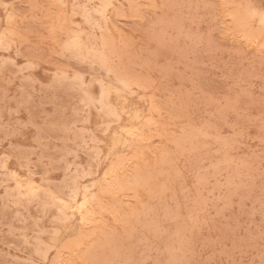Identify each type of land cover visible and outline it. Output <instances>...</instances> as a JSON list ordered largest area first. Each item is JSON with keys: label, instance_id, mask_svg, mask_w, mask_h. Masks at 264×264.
<instances>
[{"label": "rangeland", "instance_id": "1", "mask_svg": "<svg viewBox=\"0 0 264 264\" xmlns=\"http://www.w3.org/2000/svg\"><path fill=\"white\" fill-rule=\"evenodd\" d=\"M99 1L0 0V264H264V0Z\"/></svg>", "mask_w": 264, "mask_h": 264}, {"label": "bare ground", "instance_id": "2", "mask_svg": "<svg viewBox=\"0 0 264 264\" xmlns=\"http://www.w3.org/2000/svg\"><path fill=\"white\" fill-rule=\"evenodd\" d=\"M105 1H107V0H105ZM105 1H104V2H105ZM98 2H100V1L98 0ZM101 2H102V1H101ZM107 2H109V1H107ZM104 4H105V3H104ZM98 5L101 7L102 4H98ZM98 5H96V6H98ZM106 6H108V5H106ZM86 7H87V6H86ZM100 7H99V8H100ZM88 8H89V7H88ZM94 8H96V7H94ZM105 8H106V7H105ZM129 8H130V7H129ZM83 9H84V8H83ZM103 9H104V8H103ZM89 10H90V9H89ZM84 11H85V10H84ZM87 11H88V10H87ZM93 11H94V10H93ZM80 12H81V11H80ZM102 12H103V10H102ZM104 12H105V11H104ZM254 12H255V11H254ZM82 13L84 14V12H82ZM82 13H81V14H82ZM88 14L91 15L89 12H88ZM88 14H87V15H88ZM92 15H93V14H92ZM263 15H264V14H263ZM82 17H83V16H82ZM84 17H85V15H84ZM89 17H91V16H89ZM92 17H93V16H92ZM261 17H262V16H261ZM90 19H91V18H90ZM259 20H261V18H260ZM96 21H97V20H96ZM96 21L94 20V23H95V24H96ZM98 25H99V24H98ZM79 32H80V31H79ZM79 32L77 31V34H78ZM75 34H76V32H75ZM77 34H76V36H77ZM72 37H73V36H72ZM79 37H80V36H79ZM79 37H76V38H77L76 40H78ZM74 38H75V36H74ZM80 39H81V38H80ZM0 40H1V39H0ZM71 40L73 41V38H71L70 41H71ZM72 41H71V42H72ZM71 42H68V43L71 44ZM1 43H2V42H1ZM7 43H8V42H6L5 44H7ZM68 43H67V44H68ZM8 44H9V43H8ZM8 44H7V45H8ZM77 44H79L78 41H77ZM67 46H69V45H67ZM74 46L76 47V45H74ZM79 46H80V45H79ZM77 47H78V46H77ZM73 48H74V47H73ZM73 48H72V49H73ZM70 49H71V48H70ZM75 49H76V48H74V50H75ZM79 49H80V48H79ZM76 50H77V49H76ZM80 50H81V49H80ZM260 61H261V60H260ZM263 61H264V60H263ZM260 63H261V62H260ZM263 63H264V62H263ZM258 64H259V63H258ZM261 66H262V65H261ZM125 86H126V85H125ZM126 87H127V86H126ZM113 89H114V88H113ZM120 89H121V88H120ZM114 90H116V88H115ZM117 91H118V90H117ZM119 91H120V90H119ZM106 92H108V91H106ZM99 93H100V94L102 93V90H101V89H100V92H99ZM100 94H99V95H100ZM101 96H103V95L101 94L100 97H99V99H101ZM116 98H117V97H116ZM104 107H105V106H104ZM113 108H114V107H113ZM114 110H115V109H114ZM121 110H122V109H121ZM109 111H110V110H109ZM110 112H111V111H110ZM133 112H134V111H133ZM136 113H137V112H135V114H136ZM126 114H127V113H126ZM68 115H69V114H68ZM71 115H72V114H71ZM71 115H70V116H71ZM58 116H59V115H58ZM58 116H57V117H58ZM61 117H62V116H61ZM49 119H50V118H49ZM49 119H48V120H49ZM62 119H64V118H62ZM62 119H61V120H62ZM72 119H73V118H72ZM54 120H55V119H54ZM54 120H53V122H48V121H47V122H48V123H54ZM114 120H115V119H114ZM114 120H113V121H114ZM109 121L111 122V120H109ZM113 121H112V122H113ZM116 121H117V120H116ZM47 122H46V123H47ZM57 122H58V121H57ZM60 122H62V121H60ZM64 122H65V121H64ZM103 122H105V121L103 120ZM107 122H108V121H107ZM114 122H115V121H114ZM42 124H43V123H42ZM44 124H45V123H44ZM64 124H65V123H64ZM38 125H39V124H38ZM57 125H58V124H57ZM60 125H61V124H60ZM60 125H58V126H60ZM44 126H45V125H44ZM40 127H41V126H40ZM98 127H99V126H98ZM102 127H103V126H102ZM119 128H120V127H119ZM124 128H125V127H124ZM124 128H122V129H124ZM102 129H103V128H102ZM41 130H42V129H41ZM129 130H131V128H130ZM46 131H47V128H46ZM55 131H56V130H55ZM100 131H102V130H100ZM100 131H99V132H100ZM127 131H128V130H127ZM38 132H39V130H38ZM42 132H44V131H42ZM48 132H49V131H48ZM50 132L52 133V130H51ZM53 132H54V131H53ZM56 132H57V131H56ZM56 132H55V133H56ZM58 132H59V130H58ZM61 132H62V131H60L59 134H61ZM73 132H74V130H73ZM75 132H77V131H75ZM129 132H130V131H129ZM62 133H63V132H62ZM126 133H127V132H126ZM43 134H44V133H43ZM48 134H49V133H48ZM52 134H53V133H52ZM81 134H83V133H81ZM128 134H129V133H128ZM33 135H34V134H33ZM39 135H41V134H39ZM66 135H67V134H66ZM129 135H130V134H129ZM5 136H6V135H5ZM36 136L38 137V135H36V134H35V136H33V137H36ZM50 136H51V135H50ZM56 136H57V135H56ZM72 136H73V135H72ZM74 136H75V134H74ZM78 136H79V134H78ZM31 137H32V136H31ZM33 137H32V139H33ZM61 137H62V136H61ZM66 137H67V136H66ZM76 137H77V136H76ZM47 138H48V137H47ZM54 138H57V137H54ZM74 138H75V137H74ZM87 138H88V137H87ZM32 139H31V141H32ZM41 139H42V138H41ZM62 139H64V138H62ZM76 139H77V138H76ZM76 139H75V141H76ZM123 139H124V138H123ZM34 140H35V139H34ZM34 140H33V141H34ZM36 140H38V138H37ZM36 140H35V143H36ZM54 140H55V139H54ZM58 140H59V139H58ZM73 140H74V139H73ZM125 140H126V139H125ZM62 141H63V140H62ZM77 141H78V140H77ZM77 141H76V142H77ZM81 141H82V140H81ZM97 141H98V140H97ZM113 141H114V140H113ZM126 141H127V140H126ZM60 142H61V141H60ZM116 142H117V141H116ZM80 143H81V142H80ZM80 143H79V146H80ZM96 143H97V142H96ZM60 144H61V143H60ZM75 144H76V143H75ZM113 144H114V143H113ZM60 146H61V145H60ZM73 146H74V145H73ZM71 147H72V146H71ZM40 148H41V147H39V149H40ZM54 148H55V147H54ZM56 148H57V147H56ZM58 148H59V147H58ZM74 148H76V147L74 146ZM42 149H43V148H42ZM51 150H53V149H51ZM71 150H72V149H71ZM75 150H76V149H75ZM75 150H74V151H75ZM38 151H39V150H38ZM40 151H41V149H40ZM43 151H44V150H43ZM43 151H42V152H43ZM49 151H50V150H49ZM68 151H69V150H67V152H68ZM42 152L39 153V155L42 154ZM67 152H66V153H67ZM85 152H86V151H85ZM30 153H31V152H30ZM30 153H29V154H30ZM45 153H46V152H44L43 154L45 155ZM86 153H87V155H88V154H91V153H88V152H86ZM31 154H32V153H31ZM33 154H34V153H33ZM47 154H48V151H47ZM91 155H93V154H91ZM26 156H28V155H26ZM46 156H48V155H46ZM46 156H45V157H46ZM52 156H53V155H52ZM85 156H86V155H85ZM88 156H90V155H88ZM50 157H51V156H50ZM59 157H60V156H59ZM65 157H66V154H65ZM73 157H74V156H73ZM105 157H106V156H105ZM46 158H47V157H46ZM51 158H53V157H51ZM71 158H72V157H71ZM91 158H92V156H91ZM54 159H55V157H54ZM66 159H68V158H66ZM72 159H73V158H72ZM89 159H90V158H89ZM1 160H2V158H1ZM4 160H5V159H4ZM4 160H3V161H4ZM51 160H53V159H51ZM87 160H88V159H87ZM90 160H92V159H90ZM90 160H89V161H90ZM3 161H2V163H3ZM61 162H62V161H61ZM87 162H88V161H87ZM63 163H64V162H63ZM93 163H94V165H95V162H92L91 164L93 165ZM4 164H5V163H4ZM50 164H51V163H50ZM32 165H33V164H32ZM53 165H54V164H53ZM53 165H51V166H53ZM55 165H57V164H55ZM66 166H67V165H66ZM50 168H51V167H50ZM65 168H66V167H65ZM53 169H54V168H53ZM74 171H75V170H74ZM27 174H28V172H27ZM29 174H30V173H29ZM29 174H28V175H29ZM106 174H107V173H106ZM9 176H13V175H9ZM14 176H15V174H14ZM104 176H105V174H104ZM12 178H14V177H12ZM21 178H22V177H21ZM23 178H24V177H23ZM104 178H105V177H103V179H104ZM28 181H29V180H28ZM117 181H118V180H117ZM29 183H30V182H29ZM21 184H22V183H21ZM21 184H19V185H21ZM116 184L118 185L117 182H116ZM19 185H18V186H19ZM26 185H28V184H26ZM31 185H32V186H31ZM24 186H25V185H24ZM24 186H23V187H24ZM28 186H29V185H28ZM30 186H31V188H32V187H34L35 185H34V184H30ZM84 186H85V184H84ZM19 187H21V186H19ZM37 187H38V186H37ZM21 188H22V187H21ZM28 188H29V187H28ZM31 188H30V189H31ZM86 188H87V186H86ZM7 189H8V188H7ZM9 189H10V188H9ZM15 190H16V189H15ZM32 190H33V189H32ZM83 190H84V187H83ZM31 192H33V191H31ZM48 193H49V192H48ZM19 194H21V193H19ZM73 197H74V196H73ZM71 199H72V198H71ZM57 200H58V199H57ZM60 202H61V200H60ZM84 202H85V201H84ZM84 202H83V203H84ZM86 202H87V200H86ZM80 204H81L80 206L83 205L82 203H80ZM72 207H74V206H72ZM72 207L70 206V209H71ZM81 208H82V207H81ZM81 208H80V209H81ZM73 209H74V208H73ZM77 209H78V208H77ZM79 218H80V217H79ZM78 221H81V218H80V220H78ZM62 229H63V228H62ZM44 231H46V230H44ZM34 232H35V231H34ZM36 233H37V232H36ZM51 237H52V236H51ZM49 239H50V237H49ZM35 240H36V239H35ZM38 245H39V244H38ZM39 249H40V247H39ZM41 250H44V249H41ZM34 251H36V250H34ZM39 251H40V250H39ZM41 252H43V251H41ZM36 253H37V251H36ZM43 253H44V252H43ZM43 253H41V254H43ZM38 254H39V253H38ZM41 254H40V255H41Z\"/></svg>", "mask_w": 264, "mask_h": 264}]
</instances>
